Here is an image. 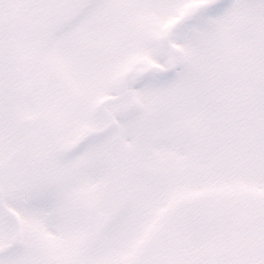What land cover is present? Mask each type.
Instances as JSON below:
<instances>
[{
	"label": "snow or ice",
	"instance_id": "obj_1",
	"mask_svg": "<svg viewBox=\"0 0 264 264\" xmlns=\"http://www.w3.org/2000/svg\"><path fill=\"white\" fill-rule=\"evenodd\" d=\"M0 264H264V0H0Z\"/></svg>",
	"mask_w": 264,
	"mask_h": 264
}]
</instances>
